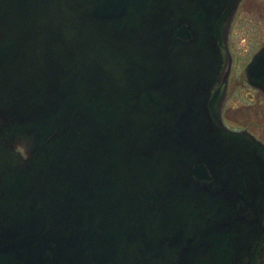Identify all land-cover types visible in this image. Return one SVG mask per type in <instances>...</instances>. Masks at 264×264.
<instances>
[{"label":"water","instance_id":"1","mask_svg":"<svg viewBox=\"0 0 264 264\" xmlns=\"http://www.w3.org/2000/svg\"><path fill=\"white\" fill-rule=\"evenodd\" d=\"M241 1L0 0V264H264V142L223 115Z\"/></svg>","mask_w":264,"mask_h":264},{"label":"rangeland","instance_id":"2","mask_svg":"<svg viewBox=\"0 0 264 264\" xmlns=\"http://www.w3.org/2000/svg\"><path fill=\"white\" fill-rule=\"evenodd\" d=\"M231 32L234 55L225 123L234 130H248L264 142V95L249 85L246 64L264 45V0H245Z\"/></svg>","mask_w":264,"mask_h":264},{"label":"flooded vegetation","instance_id":"3","mask_svg":"<svg viewBox=\"0 0 264 264\" xmlns=\"http://www.w3.org/2000/svg\"><path fill=\"white\" fill-rule=\"evenodd\" d=\"M244 1L245 0H242V2H241V4L243 5V3H244ZM240 7H242L241 5H240ZM240 7H239V9H240ZM238 14V13H237ZM237 16V15H236ZM236 18V17H235ZM235 21V20H234ZM233 25H234V23H233ZM233 29V28H232ZM232 32V31H231ZM229 47H230V52H231V55H232V58H233V66H234V55H233V51H232V46H231V34H230V45H229ZM264 47V45H262V47L256 52V53H254V55L252 56V58H251V60L246 64V67H245V75H246V69H247V66L249 65V63L253 60V58H254V56L262 49ZM232 72H233V70H232ZM246 79H247V82H248V78H247V75H246ZM249 83V82H248ZM249 85H251L250 83H249ZM252 86V85H251ZM229 87H230V84H229ZM252 87H254V86H252ZM254 88H256V87H254ZM257 90H259L263 95H264V92L262 91V90H260V89H258V88H256ZM228 96H229V93H228Z\"/></svg>","mask_w":264,"mask_h":264}]
</instances>
